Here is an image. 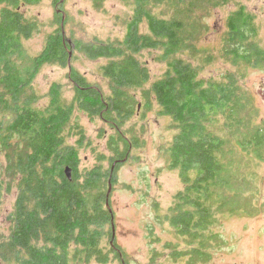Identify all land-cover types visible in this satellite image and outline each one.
<instances>
[{
  "label": "trees",
  "instance_id": "1",
  "mask_svg": "<svg viewBox=\"0 0 264 264\" xmlns=\"http://www.w3.org/2000/svg\"><path fill=\"white\" fill-rule=\"evenodd\" d=\"M38 1L0 0V148L6 157L5 173L15 181L6 182L0 173V198L6 187L17 188L9 214L10 235L0 241L3 264H90L93 259L108 262L110 253L123 259L124 252L115 244L112 230L109 252L101 246L106 225L110 224L111 229L114 225L104 180L109 177V186L115 182L116 168L126 160L117 158L129 150L118 152L114 148L109 170L96 166L82 173L79 148L84 134L77 124H70L75 107L91 118L111 115L123 123L131 118L135 114V96L129 90L140 89L150 78L148 68L137 57L144 50H160V59L167 63L163 77L153 83L152 90L160 113L171 118L177 131L168 149L169 166L179 170L184 185L174 194L165 219L186 238L189 249L184 253L172 249L170 256L178 259L185 254L184 264L209 263L210 249L216 242L213 205L217 190L228 184L223 160L226 142L212 130L211 123L224 115L234 124L244 92L231 76L224 80L198 78L196 67L177 56L191 47L184 23L156 16L148 9L150 0H133L134 11L121 41L68 42L62 30L56 28L47 36L41 52L23 68L24 40L38 26L22 7ZM103 2L94 0L97 7ZM56 15L59 25L61 16ZM143 23L147 32L141 31ZM226 26L225 55L233 62L261 66L264 50L255 43L254 16L241 5L229 13ZM69 46L89 59L107 60L101 71L110 81V96L105 97L69 66L74 101L62 102L60 86L54 84L48 92L49 106H36V73L46 64H69ZM72 135L80 137L73 144L69 142ZM125 141V147H130V142ZM236 142L248 156L245 167L254 163L250 157L264 160L263 125L255 126ZM66 167L71 168V179L65 174ZM248 177L245 182L249 188L252 177ZM250 193L255 200L256 192ZM223 202L222 199L220 205Z\"/></svg>",
  "mask_w": 264,
  "mask_h": 264
},
{
  "label": "rangeland",
  "instance_id": "2",
  "mask_svg": "<svg viewBox=\"0 0 264 264\" xmlns=\"http://www.w3.org/2000/svg\"><path fill=\"white\" fill-rule=\"evenodd\" d=\"M57 1L39 0L22 7L25 15L38 26L37 31L24 40L26 53L22 60L23 68L28 67L31 58L41 52L47 36L56 28L62 30L68 42L121 41L126 22L134 11L133 0H104L101 7H97L94 0ZM223 1L150 0L148 9L156 16L176 18L184 23V33L191 47L177 56L196 67L198 78L224 80L231 76L244 92L234 124L224 115H218L211 123L212 130L226 142L223 160L228 184L217 190L219 193L213 205L216 219L212 226L216 242L215 247L210 249L211 259L206 264H264V160L250 157L254 163L245 167L244 161L248 156L236 142L253 131L255 126H264V62L261 66L233 62L223 49L227 16L242 5L254 16L257 27L255 43L264 50V0ZM56 13L61 16L59 25ZM141 31H148L146 23L141 25ZM160 52L144 50L137 54L148 68L150 78L140 89L129 90L135 96V114L124 123L111 115L91 118L76 107L73 110L70 126L77 124L84 134L81 139L83 145L79 148V169L82 173L96 166L102 171L109 170L110 158L116 153L114 150H129L122 158H117L126 160L116 168L115 182L108 197L114 217V241L124 252V257L117 259L114 253H110L108 262L93 259L90 264L186 262L185 254L178 259L170 256L172 249L184 253L189 246L186 238L177 234L165 219L174 203V194L184 185L179 170L169 166L168 149L177 131L171 118L160 113L161 107L152 90L153 83L163 77L167 68V63L159 57ZM68 53L70 62L65 67L46 64L36 73L33 79L34 90L39 96L36 106H49L48 92L54 84L60 86L62 102L74 101V87L68 77L69 66L98 87L105 97L110 96V81L103 77L101 71L107 60L89 59L73 46H69ZM77 138H80L79 135H72L69 142L73 144ZM125 140L130 142V147H125ZM5 165L6 157L0 148V173L6 182L14 184L13 178L5 173ZM248 176L252 177L249 188L245 182ZM108 181L107 176L104 180L106 194ZM4 190L0 198V241L10 235L9 214L17 195L16 186ZM250 191L256 192L255 200ZM221 198L224 200L222 205ZM92 199L90 194L89 201ZM111 230V225L107 224L101 244L107 253L111 248ZM0 264H3L1 259Z\"/></svg>",
  "mask_w": 264,
  "mask_h": 264
},
{
  "label": "water",
  "instance_id": "3",
  "mask_svg": "<svg viewBox=\"0 0 264 264\" xmlns=\"http://www.w3.org/2000/svg\"><path fill=\"white\" fill-rule=\"evenodd\" d=\"M64 171H65V174L67 175V177L69 179H71V168L70 167H66ZM110 190H111V185L109 186L107 198L109 197ZM112 232H113V238H114L115 237V227H114V225L112 226Z\"/></svg>",
  "mask_w": 264,
  "mask_h": 264
},
{
  "label": "flooded vegetation",
  "instance_id": "4",
  "mask_svg": "<svg viewBox=\"0 0 264 264\" xmlns=\"http://www.w3.org/2000/svg\"><path fill=\"white\" fill-rule=\"evenodd\" d=\"M263 209H264V204H263Z\"/></svg>",
  "mask_w": 264,
  "mask_h": 264
}]
</instances>
